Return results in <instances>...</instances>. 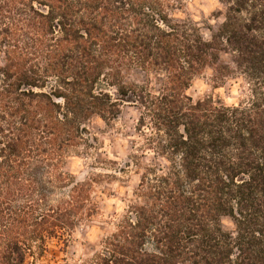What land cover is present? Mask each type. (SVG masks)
I'll use <instances>...</instances> for the list:
<instances>
[{
    "label": "trees",
    "instance_id": "1",
    "mask_svg": "<svg viewBox=\"0 0 264 264\" xmlns=\"http://www.w3.org/2000/svg\"><path fill=\"white\" fill-rule=\"evenodd\" d=\"M218 1L207 41L182 0H0V264L66 245L99 214L97 178L63 169L85 124L124 103L161 164L128 159L138 202L87 264H264V0ZM206 69L213 89L238 85L234 103L188 95Z\"/></svg>",
    "mask_w": 264,
    "mask_h": 264
},
{
    "label": "rangeland",
    "instance_id": "2",
    "mask_svg": "<svg viewBox=\"0 0 264 264\" xmlns=\"http://www.w3.org/2000/svg\"><path fill=\"white\" fill-rule=\"evenodd\" d=\"M184 2L183 17L194 19L200 28L202 37L209 41L211 32L223 20L224 6L218 0H182ZM222 61L228 57L221 55ZM212 71L206 69L197 77L188 95L197 100L206 95H218L225 104H232L239 93L233 81L218 89L212 88ZM127 79L136 84H145L146 77L135 71ZM160 79L149 77L147 87L150 91H158ZM139 115L137 106L124 103L120 107L119 116L109 123L92 119L85 124L87 134L82 146L71 149V157L64 165V172L71 175V182H83L89 177L97 178L93 184L91 197L98 205L99 214L91 221L80 223L68 238L67 244L53 242L48 245L49 251L36 254L28 260V264H87L94 253L99 251L102 239L112 230V217L124 214L127 205L138 202L134 193L140 181V174L135 167L127 166L128 159L136 156L141 165L161 164L152 154L147 153L143 141L135 132ZM60 195L55 197L58 199ZM223 226L231 230L229 219Z\"/></svg>",
    "mask_w": 264,
    "mask_h": 264
}]
</instances>
